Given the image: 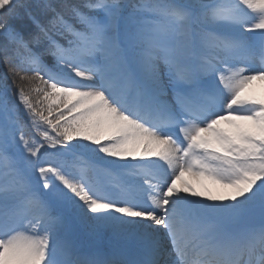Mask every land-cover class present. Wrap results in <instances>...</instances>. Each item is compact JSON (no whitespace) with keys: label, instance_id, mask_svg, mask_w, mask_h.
Segmentation results:
<instances>
[{"label":"snow or ice","instance_id":"obj_1","mask_svg":"<svg viewBox=\"0 0 264 264\" xmlns=\"http://www.w3.org/2000/svg\"><path fill=\"white\" fill-rule=\"evenodd\" d=\"M0 65V264H264V0H0Z\"/></svg>","mask_w":264,"mask_h":264},{"label":"rangeland","instance_id":"obj_2","mask_svg":"<svg viewBox=\"0 0 264 264\" xmlns=\"http://www.w3.org/2000/svg\"><path fill=\"white\" fill-rule=\"evenodd\" d=\"M256 83L258 84V86H255L254 87V85H256ZM254 85H250V90L254 87L252 90L257 91V92H254L256 95H258V92L261 95H263L264 94V91H263V89H264V83H262L260 81H256ZM196 187H197V190H199V191H204L205 190V188L202 187L199 184H196ZM206 187H207V190L209 192H211L212 194H224L227 191V190H225V189H223V188H221V187H219L217 185H212V184H208Z\"/></svg>","mask_w":264,"mask_h":264},{"label":"trees","instance_id":"obj_3","mask_svg":"<svg viewBox=\"0 0 264 264\" xmlns=\"http://www.w3.org/2000/svg\"><path fill=\"white\" fill-rule=\"evenodd\" d=\"M3 71H4L3 65H0V72H3Z\"/></svg>","mask_w":264,"mask_h":264}]
</instances>
